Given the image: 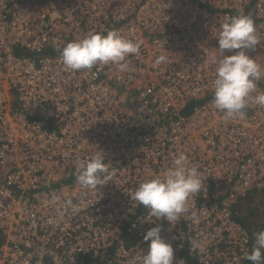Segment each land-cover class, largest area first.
<instances>
[{
    "label": "built area",
    "instance_id": "obj_1",
    "mask_svg": "<svg viewBox=\"0 0 264 264\" xmlns=\"http://www.w3.org/2000/svg\"><path fill=\"white\" fill-rule=\"evenodd\" d=\"M240 13L264 66V0H0V264H143L157 225L174 264H252L236 207L264 196V106L226 122L212 89L221 25ZM109 30L143 41L129 70L65 67L68 42ZM99 149L111 179L83 188L75 161ZM178 153L204 182L170 225L132 197Z\"/></svg>",
    "mask_w": 264,
    "mask_h": 264
},
{
    "label": "clouds",
    "instance_id": "obj_2",
    "mask_svg": "<svg viewBox=\"0 0 264 264\" xmlns=\"http://www.w3.org/2000/svg\"><path fill=\"white\" fill-rule=\"evenodd\" d=\"M258 43L255 21L249 15L237 14L221 25L218 37L221 58L216 63L212 89L213 104L223 113L226 122L245 118V109L250 102L264 106V92L252 95L264 78V66L249 55V50H255ZM142 44V40L129 39L117 30H109L106 34L92 32L68 42L61 51V60L72 71L112 64L124 72L129 70L127 58L138 55ZM226 51L232 54L226 55ZM167 61L168 55L162 54L155 59L154 66ZM105 159L104 151L99 149L75 161L76 179L83 188H98L111 179ZM198 167L190 163L186 154L178 153L163 174H155L149 168L132 198L150 209L152 216L163 218L172 225L188 211L190 198L203 187L204 177ZM72 211L76 213L79 208L73 205ZM161 231L162 226L157 225L144 235V241L150 243L143 264H174V249L161 236ZM245 259L252 264H264V231L255 234L254 245L249 253H245Z\"/></svg>",
    "mask_w": 264,
    "mask_h": 264
},
{
    "label": "rangeland",
    "instance_id": "obj_3",
    "mask_svg": "<svg viewBox=\"0 0 264 264\" xmlns=\"http://www.w3.org/2000/svg\"><path fill=\"white\" fill-rule=\"evenodd\" d=\"M250 195H253L250 193L246 199L240 198L239 201L243 202V205L241 206L240 210V216L243 221L244 225L247 226L251 231H254L256 233L260 232V227H262V222L264 221V217L261 215L258 216L259 208L261 205H264V196L262 197H254L252 200H247V198L250 197Z\"/></svg>",
    "mask_w": 264,
    "mask_h": 264
},
{
    "label": "trees",
    "instance_id": "obj_4",
    "mask_svg": "<svg viewBox=\"0 0 264 264\" xmlns=\"http://www.w3.org/2000/svg\"><path fill=\"white\" fill-rule=\"evenodd\" d=\"M254 197H256L254 194L253 195H250V197L247 198V200H252V199H254ZM243 202H239L238 205H237V207H236L237 208L236 210L238 211V214L236 215V218L239 219L242 223H244V221H243V219L241 217H239L240 216L239 214H240V210L242 209L241 206L243 205ZM258 211H259L258 216L261 215L262 217H264V205H261V207L259 208ZM261 225H262V227H260V230L261 231H264V221L262 222Z\"/></svg>",
    "mask_w": 264,
    "mask_h": 264
}]
</instances>
